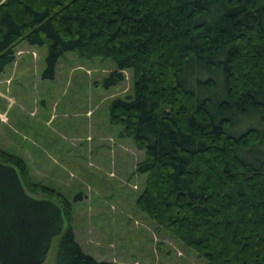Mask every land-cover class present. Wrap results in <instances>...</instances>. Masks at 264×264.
<instances>
[{
  "label": "trees",
  "instance_id": "1",
  "mask_svg": "<svg viewBox=\"0 0 264 264\" xmlns=\"http://www.w3.org/2000/svg\"><path fill=\"white\" fill-rule=\"evenodd\" d=\"M22 42L46 47L43 79L67 52L112 60L107 89L130 70L109 121L144 151L136 209L206 264H264V0H0V74ZM0 161L61 206L53 264H112L76 241L67 195Z\"/></svg>",
  "mask_w": 264,
  "mask_h": 264
},
{
  "label": "rangeland",
  "instance_id": "2",
  "mask_svg": "<svg viewBox=\"0 0 264 264\" xmlns=\"http://www.w3.org/2000/svg\"><path fill=\"white\" fill-rule=\"evenodd\" d=\"M45 55V46L20 43L13 66L0 78L8 85L0 86V148L23 158L31 181L67 195L76 241L97 260L206 264L135 207L145 175L134 173V168L144 151L109 121L110 101L133 91L131 71L125 70L124 80L107 89L104 82L114 70L112 60H85L67 52L56 65L54 80L41 82ZM26 56L32 57V63L24 80L13 72ZM16 78L22 84L15 95L9 91ZM43 102L46 107L38 112ZM18 112L24 116L20 131L15 127ZM111 187L115 191L109 192ZM36 192L28 193L55 201L41 190ZM79 194L83 198L74 201ZM49 252L42 264H53Z\"/></svg>",
  "mask_w": 264,
  "mask_h": 264
},
{
  "label": "water",
  "instance_id": "3",
  "mask_svg": "<svg viewBox=\"0 0 264 264\" xmlns=\"http://www.w3.org/2000/svg\"><path fill=\"white\" fill-rule=\"evenodd\" d=\"M64 227L61 206L30 195L18 169L0 161V264H42Z\"/></svg>",
  "mask_w": 264,
  "mask_h": 264
},
{
  "label": "crops",
  "instance_id": "4",
  "mask_svg": "<svg viewBox=\"0 0 264 264\" xmlns=\"http://www.w3.org/2000/svg\"><path fill=\"white\" fill-rule=\"evenodd\" d=\"M23 58H25V59H20V61L19 62H21L20 63V68H17L16 67V69H15V71L13 72V76H15L16 77V75H20L21 74V76H20V78H22V77H24L23 79L25 80V79H27L30 75L29 74H31V69L28 67L29 65H30V63H32V57H28V56H26V57H23ZM15 62V61H14ZM13 62V63H14ZM13 63H12V66H13ZM15 65V64H14ZM44 65H45V63H44ZM11 66V65H10ZM18 66V65H17ZM44 68H45V66H44ZM7 70H5L4 71V74H5V72H6ZM40 74H41V82H46V81H44V80H48V79H43L42 78V73L41 72H39ZM16 74V75H15ZM4 77V75H3V73L2 74H0V78L1 77ZM15 79V78H14ZM16 80L18 81L17 83H14L13 85H11L10 86V91L9 92H14V94L16 95V90H18V88L20 87V85L19 84H22V81L20 80V79H17L16 78ZM52 80H54V78L52 79ZM11 81V80H10ZM9 81V82H10ZM6 84V83H5ZM4 83H0V86L2 87V88H5L6 87V85H5ZM9 84H11V83H9ZM8 86V85H7ZM15 90V91H14ZM30 100V99H29ZM24 101V100H23ZM43 101H44V99H43ZM20 102H22V100H20ZM45 107H46V104L43 102L42 103V105L40 106V107H38L37 108V111L38 112H41V109H45ZM36 108H34V110H35ZM36 111V112H37ZM5 112V111H4ZM7 114H9V112H5V114L4 115H7ZM49 120H50V118H49ZM48 120V121H49ZM16 121L18 122V125L17 126H15L17 129H18V131H20V125L22 124V122H24V116H23V112H18L17 113V118H16ZM40 121V120H39ZM20 140V139H19ZM23 145V144H22ZM24 147H25V145H23ZM24 153H22V155H23ZM33 155H34V153H33ZM110 173H112L113 174V172H110ZM112 176V175H111ZM115 176V175H114ZM113 176V177H114ZM112 190H114L115 191V189H112V187L111 188H109V192H112ZM83 198V196L82 197H80V200ZM74 201H76V200H74ZM73 231H74V229H73ZM74 234H75V232H74ZM76 238V237H75ZM100 261H102V260H100ZM112 263V262H111Z\"/></svg>",
  "mask_w": 264,
  "mask_h": 264
}]
</instances>
